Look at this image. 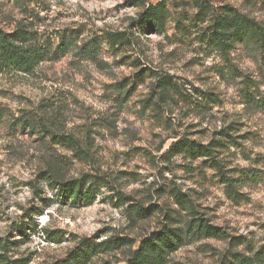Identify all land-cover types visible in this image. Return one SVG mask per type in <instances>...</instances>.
I'll use <instances>...</instances> for the list:
<instances>
[{
  "label": "rangeland",
  "instance_id": "374dc122",
  "mask_svg": "<svg viewBox=\"0 0 264 264\" xmlns=\"http://www.w3.org/2000/svg\"><path fill=\"white\" fill-rule=\"evenodd\" d=\"M160 4L164 30L143 28L141 15ZM226 7L264 25V0H0L5 31L25 27L51 51L62 35L79 37L31 74L0 70V239L15 243L10 259L54 264L83 239L114 238L123 248L88 264H127L152 233L185 227L175 193L229 239L194 241L167 264H222L263 251L264 110L245 92L264 97V52L251 41L227 54L215 48L212 24ZM106 32L128 34L130 46L92 53L85 45ZM51 135L72 136L79 150ZM216 140L228 146L215 155L227 177L241 179L238 195L208 158L172 151L182 141ZM54 174L82 181L93 204L62 196L47 181ZM131 205L150 209L148 217Z\"/></svg>",
  "mask_w": 264,
  "mask_h": 264
},
{
  "label": "trees",
  "instance_id": "16d2710c",
  "mask_svg": "<svg viewBox=\"0 0 264 264\" xmlns=\"http://www.w3.org/2000/svg\"><path fill=\"white\" fill-rule=\"evenodd\" d=\"M164 13L163 4L156 7L151 6L141 15L140 25L143 28H150L151 30L161 32L165 26ZM212 30L213 33L209 37L210 42L217 50L224 54L229 53L236 45L243 41L253 42L264 52V25L239 14L232 8L226 7L225 12L214 18ZM78 38L73 33L71 35L64 34L59 39V45L51 51L48 45L38 42L36 33L28 31L25 27H19L11 32L5 31L0 27V70H18L31 74L46 58L67 54L70 46L74 42H77ZM85 46H89L88 49L92 53H96L101 47H106L108 51L116 54L119 50L130 46V37L124 32H106L103 35V40L94 39ZM136 79V81L144 82L145 77L137 75ZM247 83L250 85L249 81ZM162 84L166 85V83ZM162 89L165 90L166 87L162 86ZM245 99L248 103L264 110V97H256L249 87L245 92ZM22 125L30 129H36L35 126H29V122L27 121L22 123ZM45 133L48 134V131H45ZM221 134L223 137L231 140L230 144L240 146L226 130H223ZM51 139L55 144L63 143L75 151L79 150V143L72 136L51 135ZM55 140L57 141L55 142ZM226 148H228L226 142L224 143L221 140L213 141L208 146L182 141L173 145L172 151L193 159L208 158L212 162L213 167L217 169L223 183L230 190V194L238 195L236 183H239L241 179L235 180L227 177L224 166L215 155L218 150ZM47 181L53 189L58 188L61 195L69 198L73 203L82 201L87 205H92L94 202L95 192L92 189L84 191V183L82 181L66 182L55 174L49 175ZM174 197L177 204L189 216L185 227L166 226L161 231L152 233L141 241L139 248L127 260V264H167L172 254L194 241L203 239L226 241L229 239L220 228L212 226L208 221L199 217L192 202L186 196L181 193H175ZM130 208L133 210L136 208L137 214H142L141 216L139 215L142 219L148 217L144 212L150 211V209L145 210L141 206L131 205ZM167 218L171 222L176 220V218L171 216ZM31 219L34 220L32 216ZM14 245L15 243L7 239L5 241L0 239V264H29L30 260H12L9 258L8 255ZM123 246L124 241L119 239L111 238L110 240L96 243L92 239L86 238L81 240L78 246L64 260L57 261L54 264H88L96 255L119 251ZM222 264H264V248L263 251L256 253L253 250L246 254L233 253L231 254V258H224Z\"/></svg>",
  "mask_w": 264,
  "mask_h": 264
}]
</instances>
